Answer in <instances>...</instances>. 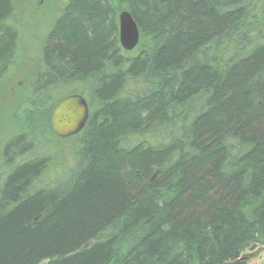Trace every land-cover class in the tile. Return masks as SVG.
Listing matches in <instances>:
<instances>
[{"label": "trees", "instance_id": "obj_1", "mask_svg": "<svg viewBox=\"0 0 264 264\" xmlns=\"http://www.w3.org/2000/svg\"><path fill=\"white\" fill-rule=\"evenodd\" d=\"M124 2L132 51L113 0H69L50 29L26 114L49 123L86 93L90 117L62 139L76 142L70 165L58 144L26 157L29 134L61 139L50 125L6 141L0 264H248L242 252L264 245V0ZM16 8L0 0L2 72ZM99 26L107 37L92 41Z\"/></svg>", "mask_w": 264, "mask_h": 264}, {"label": "rangeland", "instance_id": "obj_2", "mask_svg": "<svg viewBox=\"0 0 264 264\" xmlns=\"http://www.w3.org/2000/svg\"><path fill=\"white\" fill-rule=\"evenodd\" d=\"M113 1H115L118 10H120L118 15L116 14L119 20L120 13L123 10H127L123 8L126 5L124 0ZM68 2L69 0H17L16 13L11 19L19 31V35L15 41L18 52L16 58L8 66L9 69L2 72L3 69L0 68V166L3 158V145L10 137L22 131L27 125L37 123L39 127L48 130V125H50V129L53 131L51 124L52 113L48 123L45 118L39 119L38 113L35 114L37 116H32V114H26L25 110L28 109L27 111H29L35 108L32 102L34 93L31 89V80L41 68L46 71V66L44 65L46 62L45 55L42 54V49L44 43L48 45L49 40L47 42L46 38L50 33V29L56 18L62 14ZM141 16L143 17V14ZM111 20L112 18L109 17V20L106 21L107 27H109L108 24ZM101 26L97 27V32L91 36L92 41H101V37H107V28ZM69 33H73V31ZM113 38L110 35L109 40ZM128 86V91H133L136 88L135 83H130ZM67 90L72 91V89H66L64 92L67 93ZM84 96L88 99L90 97L86 93ZM47 97L48 104L52 105V99L57 97V91H52ZM44 101L36 103L46 104ZM46 107L50 109L49 106ZM55 135L57 134L55 133ZM36 136H39V134L35 133L34 137L32 134L28 135L29 140L34 142L35 149L30 150L26 154V157L42 156V152L46 151V148L49 149L51 146L58 144V146L61 145L62 149L67 152L62 157V162L69 165L74 163L73 157L68 153L70 149L76 146L74 139L62 140L63 138H55L49 133L48 136L47 133L45 136H41L42 138ZM45 142H48L47 147ZM61 170L62 168L58 169L57 173ZM5 171V168L0 167V185L3 182L2 179H4ZM47 175L49 176L50 173ZM242 257L246 258L245 260L248 264H264V245H256L246 249L242 252Z\"/></svg>", "mask_w": 264, "mask_h": 264}, {"label": "water", "instance_id": "obj_3", "mask_svg": "<svg viewBox=\"0 0 264 264\" xmlns=\"http://www.w3.org/2000/svg\"><path fill=\"white\" fill-rule=\"evenodd\" d=\"M120 42L125 50L131 51L140 41V30L132 13L124 10L119 15ZM90 117L88 100L83 94L72 93L62 98L54 107L51 124L54 132L63 138L81 132Z\"/></svg>", "mask_w": 264, "mask_h": 264}, {"label": "bare ground", "instance_id": "obj_4", "mask_svg": "<svg viewBox=\"0 0 264 264\" xmlns=\"http://www.w3.org/2000/svg\"><path fill=\"white\" fill-rule=\"evenodd\" d=\"M88 103H89V101H88ZM89 107H90V104H89ZM90 112H91V107H90ZM0 187H1V185H0ZM245 259H246L245 257H242L239 260L242 261V260H245Z\"/></svg>", "mask_w": 264, "mask_h": 264}, {"label": "flooded vegetation", "instance_id": "obj_5", "mask_svg": "<svg viewBox=\"0 0 264 264\" xmlns=\"http://www.w3.org/2000/svg\"><path fill=\"white\" fill-rule=\"evenodd\" d=\"M0 68L3 69V67L0 65ZM6 143L3 145V149L5 148Z\"/></svg>", "mask_w": 264, "mask_h": 264}]
</instances>
